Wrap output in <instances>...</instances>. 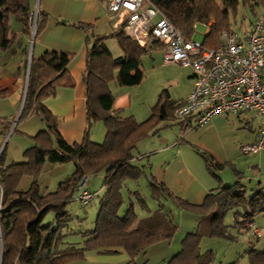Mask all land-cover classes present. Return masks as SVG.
Returning <instances> with one entry per match:
<instances>
[{
    "label": "trees",
    "instance_id": "16d2710c",
    "mask_svg": "<svg viewBox=\"0 0 264 264\" xmlns=\"http://www.w3.org/2000/svg\"><path fill=\"white\" fill-rule=\"evenodd\" d=\"M34 0H0V51L8 49L14 41L16 31L11 19L20 24V32L30 36ZM185 37L192 38L196 22L206 23L215 17L208 28L203 46L214 48L219 44V33L230 30L226 21L228 11L238 0H221L225 10L215 11L203 4L213 0H149ZM250 7L264 0H242ZM42 19L38 11L36 31ZM124 23L116 26L112 35L123 54L112 57L102 37L94 39L87 51V67L84 73L85 104L88 126L99 119L105 126L104 139L95 142L88 131L80 142L67 143L56 128L54 116L42 104L45 96L54 93L60 79L69 76L65 72L69 56L66 52L47 50L38 58H30L28 78L19 117L38 114L45 129L35 136V144L25 150L28 160L0 166L2 198L0 211V264H67L83 260L87 251L98 253L115 252L122 248L129 259L125 264H136L137 257L144 255L149 246L163 239H170L175 224L168 214L153 212L139 218L130 202L122 212L124 199L122 188L128 179L137 180L141 174L139 166L131 162L137 142L149 132L156 131L160 120L174 117L176 104L167 91H162L152 106L150 115L143 121L133 116H119L113 111V94L109 82L133 86L143 78L140 55L152 45L141 48L123 30ZM251 26V25H250ZM70 84V82H69ZM208 166L220 167L208 155L201 152ZM1 157V155H0ZM71 162V174L58 182L53 190L40 193L37 181L42 163ZM104 173V192L99 197L98 211L93 228L80 231L81 240H72L70 221L73 216L66 209L67 202L74 200L75 189L83 176ZM23 175L31 177L27 189L18 188ZM151 195L161 204L163 184L150 181ZM137 200H142L138 195ZM187 211L200 215L195 230L187 233L181 248L166 264H213V251L201 250L203 237L232 239L227 228L238 232L250 229L257 215L264 213V185L260 182L248 185L237 177L227 186L207 194L199 205L174 200ZM142 202V201H141ZM228 211L233 213V223H224ZM51 215L47 219L48 215ZM248 264H264V249L249 247L245 251ZM241 255L228 264H237Z\"/></svg>",
    "mask_w": 264,
    "mask_h": 264
},
{
    "label": "crops",
    "instance_id": "0c3cea01",
    "mask_svg": "<svg viewBox=\"0 0 264 264\" xmlns=\"http://www.w3.org/2000/svg\"><path fill=\"white\" fill-rule=\"evenodd\" d=\"M34 8L39 11L42 23L34 34L32 42L31 36L23 35L20 32V24L11 22L12 28L17 32L15 39L8 49L0 51L1 167L14 162L27 161L25 150L35 144L36 134L45 129L44 121L36 113L19 117L31 57L38 58L47 50L66 52L69 56L65 70L69 81L67 76L61 78L54 93L45 96L42 99V104L54 116L56 128L63 139L71 144L80 142L86 131H88L90 139L95 142H101L105 135V126L101 120L93 119L90 126L87 121L83 77L87 67L89 46L95 38L102 37L112 57L123 54L117 41L113 42V38L115 40L116 38L112 35L119 23L117 17L107 10L105 0H34ZM152 48L161 50L159 46H152L149 49ZM189 78L188 89L186 88L184 95L176 98L169 95L170 100L178 104L186 98L193 85L192 71H190ZM109 88L114 97L113 111L119 116H133L137 121H143L150 115L152 106L163 91H160L157 96L151 97L150 100L144 99L135 102L131 86L119 85L114 79L109 82ZM224 115L216 114L201 127L191 126L194 121L193 117L184 120H177L174 117L166 118L159 122L165 121V126L178 125L179 135L174 126L170 128L175 135L160 132V127H158L156 131L149 132L137 142L131 162L140 167L141 174L137 180L128 179L125 181L121 190L123 204H126V207L130 202H133L139 218L147 217L157 211L164 212L171 217L176 227L174 235L170 239H163L151 244L144 255L137 257L136 264H166L167 260L180 250L183 237L197 227L200 215L183 209L174 200L199 205L207 194L218 190L221 186L232 184L237 177L247 182L248 185H254L257 182L264 185L259 179L257 167L252 165L248 170L251 172V176H249L245 175L244 169L236 166L235 159L237 157L231 154V149H227L222 137L221 130L228 125L227 117ZM234 115L239 118L240 113ZM258 130L259 127L252 134L250 141L240 144V150L243 144H249L256 140ZM262 150L264 149L260 151ZM201 152L208 155L211 162L220 167H209ZM52 165V169L59 167L57 163ZM226 165L232 168L233 177L228 175L225 177L222 174ZM99 173L103 174L101 180L95 181L88 178L87 183L90 190L98 193V199L100 192L104 190V173ZM39 175L40 173L37 181ZM91 176L93 175L89 177L91 178ZM23 177H28L29 183L27 187L21 189H27L31 182V177L27 175L21 177L18 188ZM150 181L161 183L165 188L163 194L167 195L161 194V204L151 195ZM139 185L141 189L138 187ZM0 189L3 192L1 185ZM46 191L49 190L40 191V193ZM138 195L142 200H137ZM125 207L122 205L120 211L122 212ZM209 240L208 237H205V240L201 239V250H203L201 244L207 245ZM204 248V250L211 249ZM100 256H103L104 259L99 258ZM128 259L127 253L122 248H117L115 252L110 253L90 251L83 260H75L67 264H125ZM237 264H248L247 256L240 258Z\"/></svg>",
    "mask_w": 264,
    "mask_h": 264
},
{
    "label": "built area",
    "instance_id": "2783aa9c",
    "mask_svg": "<svg viewBox=\"0 0 264 264\" xmlns=\"http://www.w3.org/2000/svg\"><path fill=\"white\" fill-rule=\"evenodd\" d=\"M106 8L118 23H124L126 35L141 48L158 45L164 63H176L192 70L193 85L186 98L174 110V118L193 117L191 126H204L216 114L252 111L260 121L257 138L243 144L249 155L264 149V13L255 17L245 36L232 30L219 34L214 48L185 38L149 0H105ZM37 8L30 24L31 42L36 31ZM208 30V28H207ZM88 176L79 181L73 199L87 205L97 197L87 187ZM2 191L0 189V211ZM252 234L259 236L258 227Z\"/></svg>",
    "mask_w": 264,
    "mask_h": 264
},
{
    "label": "rangeland",
    "instance_id": "374dc122",
    "mask_svg": "<svg viewBox=\"0 0 264 264\" xmlns=\"http://www.w3.org/2000/svg\"><path fill=\"white\" fill-rule=\"evenodd\" d=\"M203 4L215 11L225 10L221 0H213V2L207 3L203 2ZM261 13H264V4L257 3L253 5V7H250L248 4H244L242 0H238L234 8L228 11L226 21L230 30L235 31L243 37L247 34L255 17ZM214 20L215 17H211L206 23L196 22L193 26L192 37L203 42L207 28L214 23ZM11 22L12 24L17 23L13 19H11ZM113 42H116L114 38ZM161 54L162 51L160 49L152 48L140 55V67L143 70V78L139 84L131 86V93L135 102L144 99L150 100L151 97L157 96L162 90L167 91L172 98H176L184 95L186 88L188 89L187 81L190 79L189 74L190 71H192L191 68L183 67L175 63H163ZM224 116L227 117L228 125L221 130L222 137L227 149H231V154L237 157L235 159L236 166L244 169L245 175L251 176V172L248 170L254 165L259 171V179L264 183V150L260 151L258 154L255 153L249 156H245L240 150V144L250 141L252 134L257 131L260 124L258 116L252 111L241 112L239 118L234 114H225ZM165 123V121L159 122L158 127H160V132H168L171 134V126H174V129L177 128L178 130V125L173 124L171 126H165ZM179 133L180 131L178 130L177 134L179 135ZM52 164L53 163L49 161H45L39 172L38 183L40 191L42 192L47 189H55L58 182L67 178L73 170L71 162L57 163L59 167L56 169H52ZM222 174L225 177L226 175L233 177L234 173L232 168L226 165L222 170ZM102 176V173H97L91 176V178H88L89 180L97 181L99 179L101 180ZM28 183L29 178L23 177L19 184V188L27 187ZM97 185L99 186V182ZM138 187L141 189L140 185ZM103 192L104 191L100 192L98 197H101ZM142 197H144V195H142ZM98 200L99 199L96 197L87 205H82L75 200L67 202L66 209L73 216L70 221V228L71 231L77 232L76 234H71L72 240H81L84 236H82L83 234L80 233V231H89L93 228V220L98 211ZM125 205L126 204H123V207H125ZM232 214L231 211L225 214L223 219L225 224L231 225L233 223ZM50 217L51 215L49 214L47 219ZM253 225L258 227L260 231L259 236L252 234V226L250 229L243 232H238L234 227L230 226L227 230L229 235L233 237L232 239L211 237L208 238L210 240L207 242V245L205 243L201 244L202 249L204 250V247L212 249L213 264H228L236 258V253L241 255L242 258L245 256V251L249 247H253L257 250L264 249V213L255 217ZM203 240H205V237H203ZM87 253H90V251H87L86 255ZM99 258H102V260L104 259L103 256Z\"/></svg>",
    "mask_w": 264,
    "mask_h": 264
}]
</instances>
